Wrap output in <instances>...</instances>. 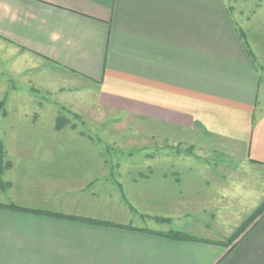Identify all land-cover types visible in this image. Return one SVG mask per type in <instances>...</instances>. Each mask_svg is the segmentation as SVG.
I'll list each match as a JSON object with an SVG mask.
<instances>
[{
  "label": "crops",
  "instance_id": "crops-1",
  "mask_svg": "<svg viewBox=\"0 0 264 264\" xmlns=\"http://www.w3.org/2000/svg\"><path fill=\"white\" fill-rule=\"evenodd\" d=\"M254 45L237 31L227 0H0V140L9 164L0 173V264H264V213L233 237L177 239L31 206L22 185L30 166L55 168L61 152L72 150L44 138L29 143L50 129L32 118L36 103L90 96L96 107L123 116L199 132L235 169L223 178L189 172L182 182L224 181L231 200L241 199L252 214L260 205L254 198L264 197V57ZM31 151L38 153L32 158ZM165 162L183 172L199 166L194 159ZM183 209L174 204L167 213Z\"/></svg>",
  "mask_w": 264,
  "mask_h": 264
},
{
  "label": "rangeland",
  "instance_id": "rangeland-1",
  "mask_svg": "<svg viewBox=\"0 0 264 264\" xmlns=\"http://www.w3.org/2000/svg\"><path fill=\"white\" fill-rule=\"evenodd\" d=\"M227 2L237 31L250 46L252 42L257 44L254 52L262 60L264 0ZM44 99L46 102L36 103L40 111L32 118L54 133L47 131L43 137L31 134L29 143L35 144L44 138L46 143H61L72 150L61 152L59 166L49 168L41 163L30 166V172L24 174L28 182L22 184L23 194L31 206L56 207L98 218L95 220L103 221L100 225L113 230L141 226L145 231H163L167 235L174 230L166 231V227L184 225L190 228L182 232L183 236L206 240L220 238L215 233L222 238L229 234L231 237L238 235L264 213V197H255L253 204L260 205L252 214H245L249 209L243 211L239 206L241 199L231 200L230 185L224 181L213 182L206 178L209 180L206 184L202 181L194 183L189 177V181L182 182V177L189 172L191 175L223 178L235 169L221 160L225 159L220 158L223 154L211 151L203 135L196 130H180L123 116L96 107L90 102V96L71 104L52 102L48 97ZM74 148L78 150L74 151ZM2 152L1 166L6 162L3 145ZM37 153L31 151V157ZM74 154H78L80 161L74 158ZM81 159H88L91 165H79ZM186 159L197 160L199 166L183 172L182 166L165 162ZM155 161L161 163L157 165ZM174 174L180 175L177 183L172 180ZM198 185L202 189L205 187L203 193L195 192ZM183 187L189 188L181 193ZM218 194H221L220 199ZM167 201L171 206L182 203L185 214L169 216L168 213L172 212ZM203 202L204 209L194 213L192 209ZM203 211L205 214L200 213ZM243 219L245 221L240 224ZM238 225L241 226L238 228Z\"/></svg>",
  "mask_w": 264,
  "mask_h": 264
},
{
  "label": "trees",
  "instance_id": "trees-1",
  "mask_svg": "<svg viewBox=\"0 0 264 264\" xmlns=\"http://www.w3.org/2000/svg\"><path fill=\"white\" fill-rule=\"evenodd\" d=\"M4 105V99L0 100V109L1 107ZM2 144H1V141H0V159L2 157ZM1 163V162H0ZM8 162H6L3 166H1L0 164V173L2 171V169L5 167V166H8ZM0 184H1V181H0ZM1 206L3 204H0ZM9 206L13 207L15 206L14 204H9ZM61 217H64V215H61ZM81 220L85 221V222H89V223H95V224H101V222L103 223V221H100V220H95V219H92V218H80ZM169 237L171 238H184L185 236H183V233L182 232H179V231H170L168 234H167Z\"/></svg>",
  "mask_w": 264,
  "mask_h": 264
}]
</instances>
